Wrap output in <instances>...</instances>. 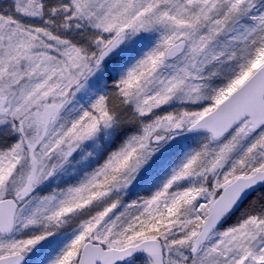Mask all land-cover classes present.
<instances>
[{"label":"snow or ice","instance_id":"snow-or-ice-1","mask_svg":"<svg viewBox=\"0 0 264 264\" xmlns=\"http://www.w3.org/2000/svg\"><path fill=\"white\" fill-rule=\"evenodd\" d=\"M0 264H264V0H0Z\"/></svg>","mask_w":264,"mask_h":264}]
</instances>
